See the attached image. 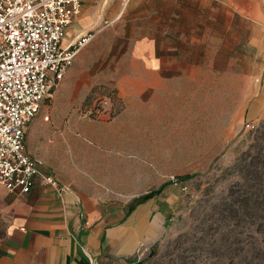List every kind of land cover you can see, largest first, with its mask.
<instances>
[{
  "label": "rangeland",
  "instance_id": "rangeland-1",
  "mask_svg": "<svg viewBox=\"0 0 264 264\" xmlns=\"http://www.w3.org/2000/svg\"><path fill=\"white\" fill-rule=\"evenodd\" d=\"M105 1L27 128L42 171L121 203L166 183L155 204L168 228L135 264H264L263 22L233 5L182 0L176 17L159 11L175 49L150 68L132 51L153 21L149 6Z\"/></svg>",
  "mask_w": 264,
  "mask_h": 264
},
{
  "label": "crops",
  "instance_id": "crops-1",
  "mask_svg": "<svg viewBox=\"0 0 264 264\" xmlns=\"http://www.w3.org/2000/svg\"><path fill=\"white\" fill-rule=\"evenodd\" d=\"M97 1L83 2L81 13L67 26L63 43L94 30L93 24L100 17L99 5L106 6L105 0L96 5ZM181 1L132 0V10L148 5V14L152 16L153 21L144 24L137 33L132 48L133 52L146 53L145 63L150 68L160 67L165 62L157 53L175 49V41L168 38L172 26L160 24L165 18L160 17L159 11L169 8V16L176 17ZM207 1L236 6L249 20L264 24L261 5L264 0ZM107 6H111L108 9L118 20L121 16L118 5L109 2ZM260 83L261 90L255 97L264 100V72ZM26 149L33 155L28 138ZM36 159L40 170H44L40 159ZM155 199L152 197L130 210L133 202L106 201L67 187L59 195L38 176L28 193L19 194L0 186V264L139 262L168 228L166 209L156 205Z\"/></svg>",
  "mask_w": 264,
  "mask_h": 264
},
{
  "label": "built area",
  "instance_id": "built-area-1",
  "mask_svg": "<svg viewBox=\"0 0 264 264\" xmlns=\"http://www.w3.org/2000/svg\"><path fill=\"white\" fill-rule=\"evenodd\" d=\"M84 1L0 0V186L9 191L28 193L37 176L59 195L66 188L27 151L26 129L93 36L63 43Z\"/></svg>",
  "mask_w": 264,
  "mask_h": 264
},
{
  "label": "trees",
  "instance_id": "trees-1",
  "mask_svg": "<svg viewBox=\"0 0 264 264\" xmlns=\"http://www.w3.org/2000/svg\"><path fill=\"white\" fill-rule=\"evenodd\" d=\"M193 175H185L183 176L181 179H188L190 177H192ZM166 183L161 184L158 188L154 189V190H150L146 193H144L143 195L139 196L136 200H134L133 204L130 206V210H132L136 205H138L139 203H142L152 197H155L157 195H159L161 193V191L163 190V188L165 187Z\"/></svg>",
  "mask_w": 264,
  "mask_h": 264
}]
</instances>
